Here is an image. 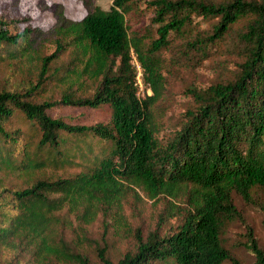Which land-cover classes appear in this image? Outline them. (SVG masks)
Masks as SVG:
<instances>
[{
  "label": "trees",
  "instance_id": "1",
  "mask_svg": "<svg viewBox=\"0 0 264 264\" xmlns=\"http://www.w3.org/2000/svg\"><path fill=\"white\" fill-rule=\"evenodd\" d=\"M144 3L152 13L151 25L157 26L156 37L142 19ZM86 5L79 20L68 18L61 3L46 5L55 21L45 30L25 27L12 33L0 19V62L38 64L34 84L0 89V171L30 174L92 154L72 176L39 178L0 195V245L26 239L39 261L54 256L90 264L86 255L56 241L57 213L67 207L89 223L102 212L123 224V202L128 195L140 198L139 188L149 198L184 200L186 207L171 206L180 210L181 221L170 234L155 228L144 237L137 229L136 248L115 263L104 247L98 248L101 264H243L226 249L222 235L240 217L233 192L252 203L254 191H262L264 210V0H112L108 9L86 0ZM200 16L217 18L210 33H196L186 41L203 56L234 23L247 19L237 32L240 61L232 78L188 89L194 105L162 141L153 111L163 88L159 53L169 45L171 33L186 34ZM65 54L67 61L54 66ZM139 72L143 86L152 91L143 98ZM49 80L64 86L60 100L37 101ZM85 80L95 83L94 92L72 93ZM60 102L91 108L107 104L110 119L68 123L48 113ZM18 114L37 133L24 137L20 128H8ZM71 137H95L109 145L93 154L89 145L84 151L83 141L75 154L66 150ZM246 247L254 256L251 264H264V251L251 229Z\"/></svg>",
  "mask_w": 264,
  "mask_h": 264
},
{
  "label": "rangeland",
  "instance_id": "2",
  "mask_svg": "<svg viewBox=\"0 0 264 264\" xmlns=\"http://www.w3.org/2000/svg\"><path fill=\"white\" fill-rule=\"evenodd\" d=\"M221 1V0H215ZM51 3H61L64 13L73 20L81 19L87 13L86 0H0V19L6 22L7 29L18 32L25 27H38L43 30L50 28L55 19L54 15L45 8ZM112 0H92V4L102 9H108ZM142 4L143 20L149 27V34L156 37V25H151V10ZM246 18L240 19L232 25L231 30L220 40L210 44L207 48L208 54L203 56L195 49L189 48L186 41L190 40L196 33L206 35L211 32L217 18L194 17L186 34L171 33L169 45L159 53L161 63V74L163 76V88L161 97L153 104L156 121L159 124V139L165 141L172 136L175 129L180 126L187 108L193 107L194 101L188 93L189 88L204 89L212 83L232 78L237 70V62L240 61L238 53L237 32L242 29ZM190 34V36H188ZM53 47H50V50ZM49 50V51H50ZM68 55H63L54 62V66L67 61ZM38 64L30 62H0V89L23 90L29 83H35L37 78ZM141 80V78H140ZM45 92L36 97L37 101L44 98L60 100L65 91L64 86L49 80ZM139 96L143 98L151 95L152 91L146 86L138 84ZM95 83L85 80L81 84H75L71 91L76 96H89L94 92ZM50 116L61 118L71 124H94L106 123L110 119L111 109L109 105L103 104L96 108L58 103L48 110ZM8 128H20L24 137H30L36 132V127L26 121L18 114L9 123ZM38 136V134H37ZM35 137V140L37 139ZM83 144L86 151L87 145L93 154H98L103 147H108L107 140H99L95 137H84L82 140L71 137L66 144V150L71 153L77 152L78 143ZM92 158L76 155L70 164L54 167L45 166L30 174L15 172L9 169L0 171V195L7 196L9 190L21 189L30 185L39 178L68 177L82 170ZM140 198L128 195L123 202L124 223L105 216L98 212L95 219L84 223L76 218V214L64 207L57 213L59 222L56 227V241L64 242L69 251L83 253L87 256L90 264H101L97 256V250L104 247L106 255L115 263L127 251L136 248L137 240L135 232L140 230L142 236L149 231L159 228L161 235L172 233L182 215L180 210L173 207H186L184 200L170 201L171 197L160 195L149 198L141 189L137 188ZM233 203L239 212V218L229 222L223 232V242L232 256L239 259L243 264H251L254 261L253 254L246 247L249 229L252 230L258 246L264 251V210L263 192L256 190L253 193V202L248 203L243 198L232 193ZM171 203H176L171 205ZM108 222V225L105 223ZM76 264L63 257L50 256L39 261L34 255V244L26 239H18L12 246L0 245V264Z\"/></svg>",
  "mask_w": 264,
  "mask_h": 264
},
{
  "label": "built area",
  "instance_id": "3",
  "mask_svg": "<svg viewBox=\"0 0 264 264\" xmlns=\"http://www.w3.org/2000/svg\"><path fill=\"white\" fill-rule=\"evenodd\" d=\"M140 72L137 75V84L141 85V80H140Z\"/></svg>",
  "mask_w": 264,
  "mask_h": 264
}]
</instances>
